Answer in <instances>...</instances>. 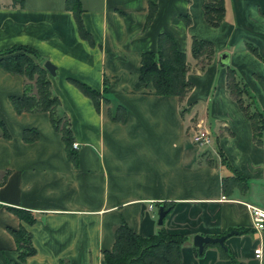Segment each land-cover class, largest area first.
Listing matches in <instances>:
<instances>
[{
	"label": "crops",
	"instance_id": "obj_1",
	"mask_svg": "<svg viewBox=\"0 0 264 264\" xmlns=\"http://www.w3.org/2000/svg\"><path fill=\"white\" fill-rule=\"evenodd\" d=\"M78 2L92 46L79 38L64 0H0V51L27 46L55 67L50 90L77 145L69 160L46 113L16 114L9 99L21 96L23 78L0 68V120L7 133L0 137V264H18L10 230L19 226L35 250L23 264H106L102 253L116 228L123 222L138 235L153 234L159 205L167 210L165 230L187 236L181 264H232L217 246L196 255L191 243L195 234L230 230L236 233L223 245L235 262L264 264V229L252 228L244 206L264 210V150L227 93L226 68L217 65L227 53L264 111L258 80L264 65L246 49L251 44L264 55V0H222L215 28L204 22V0H156L146 27L147 0ZM160 33L185 55L190 88L181 99L155 96L137 82L140 54L155 50ZM192 38L212 44L203 67L190 55ZM70 80L97 92L106 80L100 113ZM116 106L125 111L121 122L109 119ZM196 126L206 127L208 146L193 145ZM25 130L37 138L24 142ZM7 207L30 212L33 222Z\"/></svg>",
	"mask_w": 264,
	"mask_h": 264
},
{
	"label": "trees",
	"instance_id": "obj_2",
	"mask_svg": "<svg viewBox=\"0 0 264 264\" xmlns=\"http://www.w3.org/2000/svg\"><path fill=\"white\" fill-rule=\"evenodd\" d=\"M11 6H14V3ZM18 6H22L21 2ZM63 8L72 14L79 38L86 41L89 46H92L91 38L81 23V8L78 0H64ZM155 9L156 0H147L145 27L151 21ZM202 11L204 22L212 28L217 27L222 20L224 11L222 0H204ZM261 16L264 19V10ZM185 24H188V19ZM246 49L264 65V55L260 56L254 46L247 44ZM212 50L213 47L210 42L191 39L190 55L196 61H201L200 59L204 54L207 55V60H209ZM44 62L35 50L27 46H13L0 51V68L9 75L23 78L21 96L9 99L13 111L16 114L46 113L52 130L60 136L67 158L73 160L74 153L71 149L73 137L69 122L60 109L58 99L50 90L48 75L42 68ZM186 71L187 65L184 53L178 49L171 36L160 33L156 38L155 50L140 54L137 82L139 86L144 88L150 86L155 96L181 99L190 88V84L186 80ZM258 80L264 94V77ZM70 83L81 95L91 101L94 110L98 113L100 101H106L103 98L106 92V80H103L101 92L94 91L73 80H70ZM225 87L229 97H231L244 118L249 122L254 143L264 150V111L258 108L252 94L238 79L235 71L229 67H226ZM124 113L122 106H116L114 115L109 116V119L114 122H121L123 121ZM0 137L7 138V133L1 120ZM36 138L37 134L34 130L22 132V140L24 142H31ZM233 176L240 177L236 172L233 173ZM223 181H226V179ZM7 208L19 220L27 224L32 223L34 220L33 215L26 210L15 207ZM10 233L15 241L18 264H23L25 259L35 252L31 244L30 234L22 226H19L16 230H10ZM186 240L187 236L185 235L167 232L163 224L157 226L153 234L142 236L132 232L122 222L114 232L111 248L104 250L102 254L106 264H181L180 249ZM213 245L217 246L216 244H207L205 246ZM217 248L222 256L229 259L232 264H237L226 249L219 246ZM193 249L196 255L200 254L194 247ZM58 264H68V262L60 260Z\"/></svg>",
	"mask_w": 264,
	"mask_h": 264
},
{
	"label": "water",
	"instance_id": "obj_3",
	"mask_svg": "<svg viewBox=\"0 0 264 264\" xmlns=\"http://www.w3.org/2000/svg\"><path fill=\"white\" fill-rule=\"evenodd\" d=\"M217 65L221 68H225L229 66V56L227 53L220 54ZM42 68L46 71L47 75L50 78H55L56 71L53 65H51L49 62H44L42 65ZM166 211L167 210L163 209L162 205H159L157 207L156 224L158 226L162 225ZM235 233L236 231L230 230L222 235L214 236V237L201 235V234H195L192 237L191 243L198 253H201L203 250V247L207 244H216L217 246L224 249L225 248L223 245L224 240L230 235L235 234Z\"/></svg>",
	"mask_w": 264,
	"mask_h": 264
},
{
	"label": "built area",
	"instance_id": "obj_4",
	"mask_svg": "<svg viewBox=\"0 0 264 264\" xmlns=\"http://www.w3.org/2000/svg\"><path fill=\"white\" fill-rule=\"evenodd\" d=\"M191 141L193 145L197 147L208 146L210 142V138L206 127L196 126L195 129L192 131ZM71 148L73 150H76L77 145L75 143H72ZM221 199H223V197ZM244 206L249 213L252 228L255 231H261L262 229H264V210L251 204H244ZM253 255L255 258L260 257L261 255L260 247L253 249Z\"/></svg>",
	"mask_w": 264,
	"mask_h": 264
},
{
	"label": "rangeland",
	"instance_id": "obj_5",
	"mask_svg": "<svg viewBox=\"0 0 264 264\" xmlns=\"http://www.w3.org/2000/svg\"><path fill=\"white\" fill-rule=\"evenodd\" d=\"M255 57V56H254ZM259 62H261L257 57H255ZM208 59V57H207V55L206 54H204L203 56H202V58L200 59L201 61H199L198 62V65H199V67H203V66H205V65H207L208 64V61L209 60H207ZM229 68H231L230 66H228ZM226 68V67H225ZM237 76H238V79L239 80H242V78H241V76L239 75V74H237ZM80 93V92H79ZM212 92H210V94H211ZM86 98V97H85ZM103 98L105 99V94L103 95ZM86 99H88V98H86ZM89 100V99H88ZM90 101V100H89ZM102 101V100H101ZM100 101V102H101ZM91 102V101H90ZM92 104V103H91ZM100 108V107H99ZM115 108V107H114ZM60 109H61V106H60ZM94 109V108H93ZM61 111H62V109H61ZM95 111V110H94ZM100 111H101V109L99 110V113H100ZM115 111V110H114ZM114 111L111 113V116H113L114 115ZM96 112V111H95Z\"/></svg>",
	"mask_w": 264,
	"mask_h": 264
}]
</instances>
